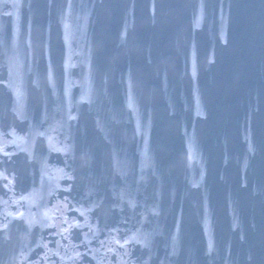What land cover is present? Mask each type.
Returning a JSON list of instances; mask_svg holds the SVG:
<instances>
[{
	"label": "water",
	"instance_id": "water-1",
	"mask_svg": "<svg viewBox=\"0 0 264 264\" xmlns=\"http://www.w3.org/2000/svg\"><path fill=\"white\" fill-rule=\"evenodd\" d=\"M0 264H264V0H0Z\"/></svg>",
	"mask_w": 264,
	"mask_h": 264
}]
</instances>
